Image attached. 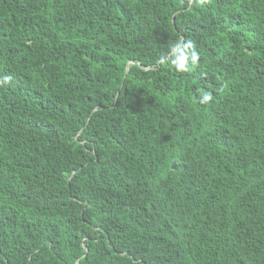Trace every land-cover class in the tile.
<instances>
[{
    "label": "trees",
    "instance_id": "16d2710c",
    "mask_svg": "<svg viewBox=\"0 0 264 264\" xmlns=\"http://www.w3.org/2000/svg\"><path fill=\"white\" fill-rule=\"evenodd\" d=\"M0 264H264V0H0Z\"/></svg>",
    "mask_w": 264,
    "mask_h": 264
},
{
    "label": "clouds",
    "instance_id": "9594fccd",
    "mask_svg": "<svg viewBox=\"0 0 264 264\" xmlns=\"http://www.w3.org/2000/svg\"><path fill=\"white\" fill-rule=\"evenodd\" d=\"M191 2L192 0H189V3ZM179 42L182 43V40ZM199 60L200 56L195 49L194 43L192 41H188L187 44H183L182 46L172 45L170 48V53L162 55L158 60V63L161 65H170L178 72L183 73L190 71L192 67L198 64ZM10 80V76H5L3 78V83H8ZM213 99L214 97L212 92L204 91L200 93L198 102L200 104L206 105L212 102Z\"/></svg>",
    "mask_w": 264,
    "mask_h": 264
}]
</instances>
